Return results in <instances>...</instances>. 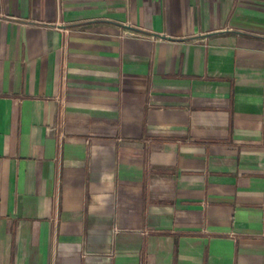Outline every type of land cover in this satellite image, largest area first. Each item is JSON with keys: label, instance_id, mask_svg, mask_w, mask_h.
Wrapping results in <instances>:
<instances>
[{"label": "crops", "instance_id": "1", "mask_svg": "<svg viewBox=\"0 0 264 264\" xmlns=\"http://www.w3.org/2000/svg\"><path fill=\"white\" fill-rule=\"evenodd\" d=\"M0 264H264V0H0Z\"/></svg>", "mask_w": 264, "mask_h": 264}]
</instances>
